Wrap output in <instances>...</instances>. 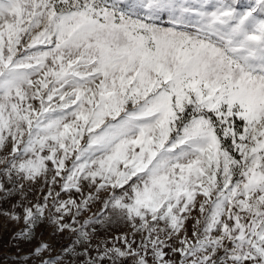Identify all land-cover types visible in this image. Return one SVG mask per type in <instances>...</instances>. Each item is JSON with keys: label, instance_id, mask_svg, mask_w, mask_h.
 <instances>
[{"label": "snow or ice", "instance_id": "1", "mask_svg": "<svg viewBox=\"0 0 264 264\" xmlns=\"http://www.w3.org/2000/svg\"><path fill=\"white\" fill-rule=\"evenodd\" d=\"M0 222L15 264H264V0H0Z\"/></svg>", "mask_w": 264, "mask_h": 264}, {"label": "rangeland", "instance_id": "2", "mask_svg": "<svg viewBox=\"0 0 264 264\" xmlns=\"http://www.w3.org/2000/svg\"><path fill=\"white\" fill-rule=\"evenodd\" d=\"M36 195L41 196L44 191H47L46 188H42L40 185L36 186ZM56 191H59V186L56 187ZM87 191V189H85ZM63 195V194H62ZM103 195V194H102ZM67 198V197H65ZM100 205L97 203L96 205L93 206V211H95L97 208H99ZM90 213H85L81 219H87ZM98 231L99 235L97 236V239H100L104 235V229H101L99 226ZM126 229L122 225H113L110 231V234H119L122 231H125ZM13 231V228L11 225L7 226V229L2 225V222H0V264H15V261L12 259L14 256V250L12 249V242H11V233ZM45 239H49V236L46 234ZM61 243L65 242V238L60 239Z\"/></svg>", "mask_w": 264, "mask_h": 264}]
</instances>
